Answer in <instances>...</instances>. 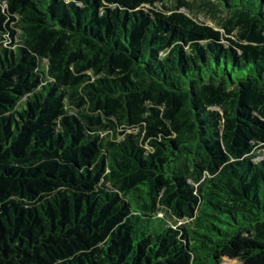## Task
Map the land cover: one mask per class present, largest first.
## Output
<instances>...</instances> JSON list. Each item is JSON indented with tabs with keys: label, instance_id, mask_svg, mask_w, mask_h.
I'll use <instances>...</instances> for the list:
<instances>
[{
	"label": "trees",
	"instance_id": "1",
	"mask_svg": "<svg viewBox=\"0 0 264 264\" xmlns=\"http://www.w3.org/2000/svg\"><path fill=\"white\" fill-rule=\"evenodd\" d=\"M193 2L0 0V264H264V11Z\"/></svg>",
	"mask_w": 264,
	"mask_h": 264
},
{
	"label": "rangeland",
	"instance_id": "2",
	"mask_svg": "<svg viewBox=\"0 0 264 264\" xmlns=\"http://www.w3.org/2000/svg\"><path fill=\"white\" fill-rule=\"evenodd\" d=\"M189 1H192V3H194L193 2L194 0H189ZM260 3H261L260 0H234L233 4L239 8L240 7H246V8H250L251 10H254V11H261V9H263V11H264V7L261 8ZM222 16H224V15L222 14ZM200 20L203 21L204 23H209V24H210V22H214V20L211 16L201 17ZM261 159H262V156L258 159V161ZM221 264H240V263L237 260H231V259L226 258L222 261Z\"/></svg>",
	"mask_w": 264,
	"mask_h": 264
}]
</instances>
